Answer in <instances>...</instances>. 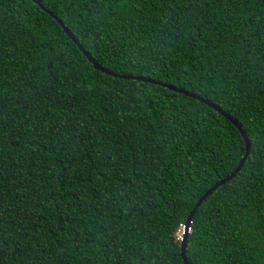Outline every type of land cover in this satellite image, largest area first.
<instances>
[{
    "label": "trees",
    "instance_id": "1",
    "mask_svg": "<svg viewBox=\"0 0 264 264\" xmlns=\"http://www.w3.org/2000/svg\"><path fill=\"white\" fill-rule=\"evenodd\" d=\"M103 67L193 92L249 155L198 206L191 264H264V0H40ZM245 152L165 86L93 68L0 0V264H184L177 231Z\"/></svg>",
    "mask_w": 264,
    "mask_h": 264
},
{
    "label": "water",
    "instance_id": "2",
    "mask_svg": "<svg viewBox=\"0 0 264 264\" xmlns=\"http://www.w3.org/2000/svg\"><path fill=\"white\" fill-rule=\"evenodd\" d=\"M40 8H42L43 10H45L47 13H49V15L51 17H53L57 23L62 27V29L65 31V33L72 39V41L78 46V48L82 51V53L85 55V57L92 63L93 68L100 70L106 74H110L119 78H126V79H135V80H142V81H147V82H151V83H155V84H159L162 86H165L171 90L177 91L179 93H183L185 95L194 97L202 102H204L205 104H207L208 106L212 107L213 109H215L216 111L220 112L223 116H225L229 121H231L238 129V131L240 132L244 143H245V152L242 155V157L240 158V160L237 163V166L234 168V170L227 175L224 178H221L220 180H218L217 182H215L212 186H210L199 198L198 200L195 202L193 208L191 209V211L188 213L186 220L184 222V229L183 232L181 234L182 238L180 240V256L184 262V264H191L186 256V243H187V237H188V232H189V227L192 221V217L195 213V211L197 210L198 206L205 200V198L213 191L215 190L219 185L225 183L226 181L232 179L235 174L241 169L242 165L244 164V162L246 161L248 155H249V151H250V142L248 139V136L245 132V130L241 127V125L237 122L236 119H234L229 113L223 111L218 105L214 104L213 102H211L208 99H205L193 92H189L183 88H179L176 87L172 84H167L165 82H162L160 80L157 79H153V78H149V77H145V76H137V75H129V74H120L117 72H114L108 68L103 67L97 60H95L89 53L88 51L84 48V46L79 42V40L74 36V34L70 31V29L63 23V21L61 19H59L53 12H51L49 9L45 8L43 6V4L40 2V0H33Z\"/></svg>",
    "mask_w": 264,
    "mask_h": 264
},
{
    "label": "built area",
    "instance_id": "3",
    "mask_svg": "<svg viewBox=\"0 0 264 264\" xmlns=\"http://www.w3.org/2000/svg\"><path fill=\"white\" fill-rule=\"evenodd\" d=\"M183 229H184V224L181 225L180 229L177 231V234H176V235H177V238H178L179 240H181V238H182L181 234H182V232H183ZM188 230L190 231V227H189Z\"/></svg>",
    "mask_w": 264,
    "mask_h": 264
}]
</instances>
